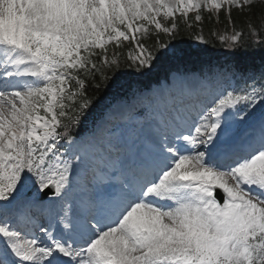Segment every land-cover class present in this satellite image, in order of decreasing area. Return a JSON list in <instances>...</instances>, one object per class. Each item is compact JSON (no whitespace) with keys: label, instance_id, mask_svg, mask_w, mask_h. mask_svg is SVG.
<instances>
[{"label":"snow or ice","instance_id":"obj_1","mask_svg":"<svg viewBox=\"0 0 264 264\" xmlns=\"http://www.w3.org/2000/svg\"><path fill=\"white\" fill-rule=\"evenodd\" d=\"M222 14L210 36L264 53V0H0V264H264V69H210L132 148L74 134L122 66L180 58L181 27L207 42Z\"/></svg>","mask_w":264,"mask_h":264},{"label":"trees","instance_id":"obj_2","mask_svg":"<svg viewBox=\"0 0 264 264\" xmlns=\"http://www.w3.org/2000/svg\"><path fill=\"white\" fill-rule=\"evenodd\" d=\"M233 17L239 22L243 23L245 17L238 16L235 11H233ZM222 21L219 24H209L207 20L204 23L203 35L207 42L199 43L195 39V35L198 33V29H187L181 27L180 34L176 37L172 43L176 46L183 55L180 58H161L159 61L154 63L151 72H147L141 75L135 67L122 66L119 73L114 77L115 83L111 84L110 87L101 88L99 91L93 92V105L89 109V121H92L101 112L104 105L109 101L116 98H121L128 95L134 88L149 87L152 83L159 81L161 78L167 77L169 71L172 68H178L187 66L191 61L194 65L202 63L206 59L205 55L218 54L225 52L227 49L219 42L216 37L209 35V28L215 27L217 31H224L226 27V21L223 14L220 17ZM257 22L259 20L257 19ZM151 44V40L146 41ZM132 49L130 47H125L123 52L125 58ZM258 50L248 49L247 52L244 50H238L235 54H232L233 60L240 62L242 65L244 63L252 64L258 59L263 60L261 57L258 58ZM181 64V65H180ZM83 119V118H82ZM82 123V121H81ZM81 123L78 126L79 132L81 131Z\"/></svg>","mask_w":264,"mask_h":264},{"label":"rangeland","instance_id":"obj_3","mask_svg":"<svg viewBox=\"0 0 264 264\" xmlns=\"http://www.w3.org/2000/svg\"><path fill=\"white\" fill-rule=\"evenodd\" d=\"M196 81H197V79H196ZM141 104H142L141 101L136 102L135 103L136 106L134 107V109L136 110ZM129 114H130V112L127 111L126 114H120V115L115 116L114 117L115 118V123H114L113 127H107L106 129H108V130H119V131L124 130V131L130 133L131 130L127 127V125H126V127H124L125 125L120 122V119H118V117L128 116ZM97 138L98 139H104V137H101L100 135H98Z\"/></svg>","mask_w":264,"mask_h":264},{"label":"bare ground","instance_id":"obj_4","mask_svg":"<svg viewBox=\"0 0 264 264\" xmlns=\"http://www.w3.org/2000/svg\"><path fill=\"white\" fill-rule=\"evenodd\" d=\"M132 105H134V102H132V103L130 104V106H132ZM130 106H129V107H130ZM126 107H127V106H124V105H121V104H120V105H117L116 108H115V111L111 110L110 113H111V114H113V113H119L120 111H124V109H125ZM100 125H101V123L98 124V126H97V131L100 129ZM97 131H96V132H97Z\"/></svg>","mask_w":264,"mask_h":264}]
</instances>
